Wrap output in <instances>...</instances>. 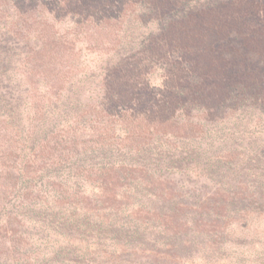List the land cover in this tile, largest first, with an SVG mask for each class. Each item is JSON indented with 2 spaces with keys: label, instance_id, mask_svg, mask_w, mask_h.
<instances>
[{
  "label": "trees",
  "instance_id": "1",
  "mask_svg": "<svg viewBox=\"0 0 264 264\" xmlns=\"http://www.w3.org/2000/svg\"><path fill=\"white\" fill-rule=\"evenodd\" d=\"M0 264H264V0H0Z\"/></svg>",
  "mask_w": 264,
  "mask_h": 264
}]
</instances>
